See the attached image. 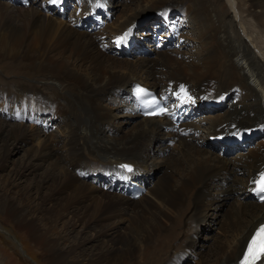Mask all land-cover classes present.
<instances>
[{
    "label": "bare ground",
    "instance_id": "6f19581e",
    "mask_svg": "<svg viewBox=\"0 0 264 264\" xmlns=\"http://www.w3.org/2000/svg\"><path fill=\"white\" fill-rule=\"evenodd\" d=\"M80 2L79 11L76 7L72 10L80 13L79 17L93 14L96 7L106 9L109 4V0ZM171 4L188 6V17L199 34L197 56H186L180 50L169 55L160 52L157 61H139L136 65L113 56L109 43L115 42L118 49L135 45L125 44V39L135 41L127 31L120 35L123 29H135L141 12L160 9L163 14ZM227 5L228 11L223 12L209 0H137L134 12H127L108 26V46L101 48L95 39L70 27L71 20L50 19L31 5L27 9L28 5L20 6L16 0H0V73L12 78L6 81L0 76V99L4 101L0 107L22 106L37 117L45 114L62 124V133L48 139L33 125H7L0 120V171L8 159L11 140L20 146L33 143L30 160L8 175L13 182L8 184L21 195L18 202L25 201L27 208L10 209L1 192L0 208L42 247L48 264H146V258L162 255L161 243H150H158L164 232L167 244L168 229L176 227L174 218H198L205 205L202 220L206 219L214 201L211 188L217 178L234 169L225 162H211L209 147H203L200 140V146L193 144L198 133L193 131L192 117L183 122L184 107L199 101L198 106L206 110L218 107L222 103L211 105L209 100L227 102L232 98L231 91L238 88L244 102L232 110L215 111L219 112L217 119L208 118L213 120L210 125L214 135H219L213 141L231 144L234 151L251 137L249 129L264 130V0H227ZM98 23L102 24L100 18ZM180 34L185 39L182 50L188 42L186 34ZM121 38L123 41L117 44ZM132 85L160 95L168 106L166 116L141 117L130 93ZM181 86L187 95L181 92ZM118 111L136 119L131 132L119 139L104 133ZM237 129L246 132L236 135ZM168 135L178 139L179 157L170 163L174 173L155 184H146L150 198L141 194L133 201L127 188L131 184L144 187L131 175L137 174L143 182L144 173L157 161L155 150L162 147L155 142L167 140ZM188 138L194 140L185 142ZM249 158L245 161L247 177L241 183L243 196L225 221V239L204 264H237L247 241L264 222V202L255 200L252 192L253 181L264 170V149ZM114 161L129 162L112 165L124 175L125 195L123 190L102 193L81 181L83 174L99 169L112 179L108 162ZM220 185L222 190L217 195L223 196L230 187L223 180ZM22 187L24 190H18ZM126 222L132 238L118 236L117 226ZM52 230L58 231L57 237L50 238ZM66 234L74 248L65 244ZM143 241H148L147 249L145 245L141 249Z\"/></svg>",
    "mask_w": 264,
    "mask_h": 264
},
{
    "label": "rangeland",
    "instance_id": "374dc122",
    "mask_svg": "<svg viewBox=\"0 0 264 264\" xmlns=\"http://www.w3.org/2000/svg\"><path fill=\"white\" fill-rule=\"evenodd\" d=\"M80 1L81 0H58V3H52L48 0H29V3L27 2L28 6L25 8L29 9L28 7L31 5V7L35 8L38 13H41L50 19L59 18L63 21L71 20L72 22L68 24L70 27L83 32V34L85 33L84 35L86 37L95 39L100 43L101 48H106L108 46V42L105 40V32L108 26L118 21L121 16L127 12H134V10H136L137 2V0H109V4L106 9L96 7L93 9V14L88 16L86 15L85 17H79L80 13L75 14L72 12V10L76 7L77 11H79L81 6ZM209 1L219 5L221 10L223 9V12L228 11L227 0ZM159 10L148 9L144 12H141L136 18L134 30L133 28L122 30L120 37H122L124 31H127L128 34L135 38V41L134 39H125V44L127 46L131 44L134 45L135 43L132 48L118 49L115 45V42H113V44L109 43L111 52L114 54L113 56L117 58V60L128 62L132 65H136L139 61H145L150 64L153 61H157L158 53L162 52L169 55L170 52L175 54V51H183L184 54L187 53L186 56H197V53L199 52V45L197 43L199 34L198 31L196 33V28L193 24H191L190 18L188 17V6L186 4H171V8L166 10L163 14ZM106 13H108L109 17L106 16ZM97 16H99L101 19L102 24H96L99 20ZM184 20H186V22ZM104 22H106V25L102 27ZM134 31H136V33H134ZM181 31L184 32V36L186 34V42H188V45L182 50L180 48H182L181 46L185 44V39L180 38L182 35L180 34L182 33ZM99 34H101L102 37H99ZM166 36L167 39H163ZM157 45H159V47H157ZM107 51L109 53V50ZM103 52L105 53V51ZM176 54L179 55L180 53ZM0 76L3 80H12L11 77H7L1 73ZM21 80L25 81L24 79ZM159 89L160 88H157V90ZM231 97L232 98L227 102H221L220 100L218 102H213V100H209L212 102L211 105H217L219 103H222V105L218 107H208V110L205 109V106H198L200 101L194 103L193 106H191L193 103H189L187 107H184L182 114L183 122H186L192 117L193 131L198 133L197 139L194 140L188 138L184 141L191 143V141L194 140L195 143H192L195 145L198 144L200 146V140L203 147L206 145L209 147L207 152L211 162H225L231 168H233L234 171L229 172L227 175L221 178H217L215 181V186L212 187L210 191L211 197L214 198V201L211 204L206 219L204 221L202 220L205 205L202 208L200 215H198V218L194 216H175L176 218H174V221L176 227L171 230L168 229L170 232L167 231L166 234V236H169L167 244L163 239V236L165 235L164 232V234L162 233V238L158 243H150V245L161 243L160 253L162 255H160V257H153L149 259L146 258V264H202L208 260V257L210 258L216 253V251L219 250L218 247H220L221 242L223 239H225L227 231H223V228L226 224L225 221L227 222L228 220V214L232 213L236 208L237 202L239 200L238 198L243 196L241 189L244 187L241 183L244 182L247 177V165L245 164V161H249V156L254 152L264 149V130L262 127L249 129L247 132H252L250 133L251 137L244 140L242 142L243 145L234 151L230 147L231 144L227 145L219 141H213L219 135H214L212 126L210 125L213 123V120L208 118L217 119L219 112L214 113L215 111L221 110L222 113L226 109L232 110L231 107L240 104V102H244L242 98L243 95L240 94V90L238 88H234L231 91ZM236 101L238 102L236 103ZM3 103L4 101L0 99V104L3 105ZM5 107H0V120L7 123V125L12 123L23 124L27 127L33 125L34 129L45 133L48 139H53L62 133V124L51 116L47 117L45 114H41L37 117L33 112L21 108L22 106L12 109L11 104H9ZM18 109H20V111H17ZM45 117H47V121L45 120ZM135 120V118L128 117L123 112L121 113L118 111V116H115V118L112 119L110 125L104 127V133H106L108 136H111L112 138H123L126 134L131 132L132 124L135 122ZM224 128L226 129L227 127ZM237 131L238 133L236 135L246 132L245 130L239 131V129H237ZM261 131H263V133L260 134ZM223 134L228 135L229 133ZM255 134L258 135L256 136ZM175 138V136L170 135L167 140H157L155 142V146L162 147H160L159 150H155L154 157L157 161L155 162V166H152L146 170L143 175V182H141V177L137 174L133 173L131 175L135 180H137L140 186L144 187L137 197L134 198L131 196L134 199H132L133 201L139 200L141 196H144V198H150V196L146 193L148 187H146V184H155V182L157 183L163 177L172 176L174 173V167L172 165L170 166V163L174 158L179 157L176 144L178 139ZM9 143L8 159L3 165L4 169L0 171V192L2 195H5V203L9 202L10 205L8 207L10 209L16 208L18 211L20 208H27V203L23 200L20 203L18 202V200L21 198V195L17 190L14 189V185L8 184L13 183L12 180L8 178V175L13 169L20 167L26 161L28 162L30 160H28V158H31L32 154H30V147L33 145V143H30V145L24 144L23 146H20L18 142L13 143L12 140ZM25 152L29 154L26 155ZM120 162H108V165L113 172L110 175L112 179H110L107 174H103V170L99 169L95 172L83 174L81 176V181L85 182L87 185L93 186L102 193L106 192L116 194L118 191L121 192L122 190L124 192V175L123 173H119L112 168V165ZM121 163L129 162L122 161ZM130 164L133 165L132 163ZM119 167L122 168L123 165L120 164ZM112 180L113 182H111ZM221 180L225 181L230 187V189H228L229 191H227L226 194H223V196L220 194L217 195V193L222 190L220 185ZM24 187L18 190H24ZM248 189L249 188L247 186L245 189V194L248 192ZM1 210L2 209L0 208V264H48L44 257L45 253L44 250H42V247L36 244L23 228L18 229L15 225V219L5 216L3 210ZM40 225L42 224L40 223ZM130 228L131 227L128 225V222L120 223L117 226L118 236L132 238L134 234L131 233ZM57 235V230H52L50 232V238H55ZM64 242L67 245L70 244L74 248V243L72 242L69 235L66 234V241L64 239ZM147 246L148 241H143L140 243L141 249H147Z\"/></svg>",
    "mask_w": 264,
    "mask_h": 264
},
{
    "label": "snow or ice",
    "instance_id": "6c2138e0",
    "mask_svg": "<svg viewBox=\"0 0 264 264\" xmlns=\"http://www.w3.org/2000/svg\"><path fill=\"white\" fill-rule=\"evenodd\" d=\"M52 3H58V0H51ZM123 38L117 40V44H120ZM181 92L187 95L186 90L181 86ZM137 98L140 99L146 95V91L137 87ZM161 111L146 112V115H160ZM127 171H132L131 168H127ZM255 184L254 191L260 196L262 202H264V173L259 175V178L253 181ZM240 264H264V224L260 225L251 239L247 243V247L244 251Z\"/></svg>",
    "mask_w": 264,
    "mask_h": 264
}]
</instances>
